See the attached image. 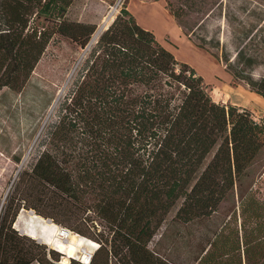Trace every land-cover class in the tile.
<instances>
[{
  "label": "trees",
  "instance_id": "16d2710c",
  "mask_svg": "<svg viewBox=\"0 0 264 264\" xmlns=\"http://www.w3.org/2000/svg\"><path fill=\"white\" fill-rule=\"evenodd\" d=\"M72 2L0 0V91L24 88L55 35L88 46L97 25L69 19ZM168 8L188 27L183 7ZM209 16L186 32L206 29ZM258 31H243L234 53L222 50L220 36L197 37L196 46L264 98V74L254 73L264 64ZM253 136H264V121L215 100L203 75L123 6L60 100L35 164L7 197L0 264H58L13 227L22 208L97 241L90 264H180L154 252L151 241L174 210V224L208 218L199 207ZM240 207L241 225L235 217L216 230L198 264H264V202L250 191Z\"/></svg>",
  "mask_w": 264,
  "mask_h": 264
},
{
  "label": "rangeland",
  "instance_id": "374dc122",
  "mask_svg": "<svg viewBox=\"0 0 264 264\" xmlns=\"http://www.w3.org/2000/svg\"><path fill=\"white\" fill-rule=\"evenodd\" d=\"M168 2H172L175 9L183 7L186 10L183 19L188 27L180 25L169 10ZM123 6L142 26L152 30L179 61L190 63L203 75L215 100L222 102L232 97L251 107L255 117L264 115V98L252 91L246 82L236 79L224 61L196 46L197 37L220 36L222 50L225 45L234 53L239 35L251 30L254 33L259 30L257 38L260 41L264 37V0H73L67 16L73 21L95 23L97 32L105 17H116ZM208 16L206 29L196 30L195 35L187 33ZM98 38L90 47L82 48L70 38L55 35L24 88L18 91L4 87L0 91V213L20 172L35 164L45 128L56 119L60 100L71 90L78 68ZM262 55L264 59V52ZM254 73L263 75L264 64ZM250 191L264 202V136H253L248 140L237 161L225 170L209 192L198 209L200 218H208L186 225L174 224L171 221L174 210L151 241L150 248L171 261L198 264L195 257L205 241L214 237L216 230L228 220L234 222L235 217H238V226L241 225L240 204ZM25 218L31 225L39 223L28 215ZM16 221L13 227L20 235L28 237L29 245L34 244L48 261L63 264V252L28 236L15 226ZM229 231L225 230L227 234ZM81 263L73 257L69 264ZM41 264L44 263L41 261Z\"/></svg>",
  "mask_w": 264,
  "mask_h": 264
},
{
  "label": "bare ground",
  "instance_id": "6f19581e",
  "mask_svg": "<svg viewBox=\"0 0 264 264\" xmlns=\"http://www.w3.org/2000/svg\"><path fill=\"white\" fill-rule=\"evenodd\" d=\"M111 18V15L105 17L103 25L100 26L93 37L94 40L97 39L101 29L109 24ZM25 215L38 220L39 223L37 225H31L30 223H27ZM15 226L22 230L28 236L34 239H38L43 243L63 252V254H65V257L62 261L63 264H69L70 259L73 257H76L79 260L86 261V252L88 251V249L97 246L96 241L71 230L70 232L62 231L60 225L55 222L48 221V219L32 210L22 209L15 223Z\"/></svg>",
  "mask_w": 264,
  "mask_h": 264
},
{
  "label": "crops",
  "instance_id": "0c3cea01",
  "mask_svg": "<svg viewBox=\"0 0 264 264\" xmlns=\"http://www.w3.org/2000/svg\"><path fill=\"white\" fill-rule=\"evenodd\" d=\"M260 96V95H259ZM262 97V96H261ZM222 102L224 103H231V104H234V105H238V106H242V107H246V108H251L249 107L248 105L242 103V102H239V101H235L232 97H230L229 100L227 99H224ZM257 120H263L264 121V115H258L257 117H255Z\"/></svg>",
  "mask_w": 264,
  "mask_h": 264
},
{
  "label": "built area",
  "instance_id": "2783aa9c",
  "mask_svg": "<svg viewBox=\"0 0 264 264\" xmlns=\"http://www.w3.org/2000/svg\"><path fill=\"white\" fill-rule=\"evenodd\" d=\"M98 246H99V244L97 243L96 249L98 248ZM96 249H88V251L86 252L87 260L86 261L85 260H81V262L84 263V264H90L92 259H93V256H94V253H95ZM32 264H41V262L35 261Z\"/></svg>",
  "mask_w": 264,
  "mask_h": 264
},
{
  "label": "water",
  "instance_id": "95a60500",
  "mask_svg": "<svg viewBox=\"0 0 264 264\" xmlns=\"http://www.w3.org/2000/svg\"><path fill=\"white\" fill-rule=\"evenodd\" d=\"M114 19H115V17L113 16V17L111 18V21L109 22V24L106 25L103 29H101V31H100L98 37H100V34H102L103 31H105V30L111 25V23L114 21ZM93 41H94V39L92 38L91 41H90V43L88 44L87 48L90 47V46L92 45V42H93ZM32 211H34V210H32ZM48 221L53 222V220L50 219V218H48ZM61 228H62V231H69V232H70V230H69L68 228H66V227H62V226H61Z\"/></svg>",
  "mask_w": 264,
  "mask_h": 264
}]
</instances>
